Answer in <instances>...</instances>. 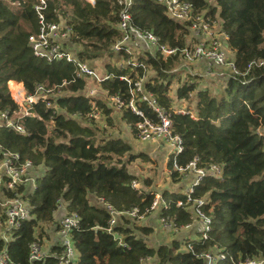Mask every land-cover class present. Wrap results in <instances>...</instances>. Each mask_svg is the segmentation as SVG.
I'll return each instance as SVG.
<instances>
[{
    "label": "trees",
    "instance_id": "trees-1",
    "mask_svg": "<svg viewBox=\"0 0 264 264\" xmlns=\"http://www.w3.org/2000/svg\"><path fill=\"white\" fill-rule=\"evenodd\" d=\"M188 1L195 13L221 19L229 36V48L236 51V67L242 73L252 61H264V0ZM38 2L0 0V114L7 112L13 118L20 109L11 96L15 95L12 83L17 84V93L16 88L23 84L28 94H34L40 84L55 88V96L31 105V114L15 117L24 131L8 126L3 116L0 118L2 148L42 168L31 192L18 190L33 206V217L23 220L9 240L3 237L4 230L0 234V247L7 246L11 261L31 264L30 244L34 240L42 242L47 236L45 226L54 224L61 202L79 218L71 231L79 254L76 264H142L148 257L152 258L150 264H207V258L200 254L219 249L226 258L216 264H239V260L261 256L264 137L256 128L264 126V64H253L246 74L228 75L221 88L213 92L206 84L209 81L191 77L198 75L180 76L175 70L180 56L137 52L136 57L149 68L144 90L154 93L159 105L170 111L172 131L183 139L184 149L177 156V164L185 167L197 158L198 166L217 163L222 167L220 177L204 176L192 193V198L206 200L203 208L213 219L209 238L203 239L198 232L196 238L176 236L170 242L153 245L149 237L153 227L140 225L137 217L123 213L111 227V213L106 206L110 204L120 212L138 208V215L150 211L158 191H147L146 185L141 189L134 187L133 181L140 179L128 169L133 161H147V157L142 151L133 152L128 140L100 132V120L94 116L100 110L101 119L115 126L114 105L109 97L118 96L128 104L134 82L144 69L106 62L107 70L103 72L111 73L113 78L100 85L103 91L108 90V98L94 99L85 90L89 81L96 82L95 78L80 76L76 63L87 62L96 69L93 60L117 54L114 45L121 38L118 24L124 4L120 0H96L95 4L87 0H48L44 10L47 20L64 19L71 27V43L82 45L79 50L72 49L76 62H49L34 53L30 42V37L40 30ZM130 12L134 25L153 31L161 43L179 50L187 46L188 26L170 18L162 0H132ZM66 43L69 47L68 39ZM119 53L124 54L126 63L129 59L125 52ZM174 78L179 81L175 87L177 98L191 100L196 93L189 113L173 110L169 94ZM137 105L143 115L127 105L122 108L121 119L139 136L138 123L144 119L159 123L160 119L146 101L140 100ZM168 168L174 181L181 177L179 170L174 169L172 156ZM0 187V201L15 195ZM90 193L98 198L97 202L90 199ZM161 196V217L173 219L179 229L194 222L185 191L166 188ZM179 201L182 205H178ZM4 219L0 217V224ZM54 247L59 249L58 245ZM34 264H57V259L49 256Z\"/></svg>",
    "mask_w": 264,
    "mask_h": 264
},
{
    "label": "built area",
    "instance_id": "built-area-1",
    "mask_svg": "<svg viewBox=\"0 0 264 264\" xmlns=\"http://www.w3.org/2000/svg\"><path fill=\"white\" fill-rule=\"evenodd\" d=\"M120 2L121 4H124V7L120 11L118 24L121 32V38L114 45V49L118 53L121 51L129 53V61H132L130 64L134 67L142 66L144 69V74L139 76V78L134 82V88L131 90L132 99L129 105L136 113L143 115V111L132 101L136 96H138L139 100H144L149 104V106L158 114L160 119L159 123L151 122L149 119H144L143 122H140L139 135L141 138L148 141L161 137L167 139L172 147L171 156L174 160V168L181 172L188 170L196 172L197 177L187 191H185L187 194L186 204H188V207L190 206V209L193 210L194 222L185 226L188 227L196 225L201 237L203 239H208L209 233L212 229V216L209 215L203 208L206 201L205 198H192V193L194 192V186L199 184L200 180L204 176L209 174L220 177L222 167L217 163H211L206 166H198L197 158H194V160H192L185 167L177 164V156L184 149L183 139L180 135L174 134L172 131L170 111L159 105L154 93L144 90L142 85L149 74V68L134 55L136 52H145L147 50L151 54L160 53L164 57L178 55L188 61L205 62L206 66L210 67H223L229 65L231 67V72H229L227 76L230 74H246L250 71L253 64H264V61H252L246 72L243 73L236 67L235 62L232 60L231 62H228L226 53L224 52V49L227 51L225 41L222 42L220 36H224L227 40L229 36L223 30L221 19L218 17L214 19L211 16H206L204 12L198 14L195 13L193 4L188 0H162L168 16L181 24H186L189 28L187 46L181 50L161 43L160 38L153 31H145L136 27L133 23L132 13L130 12L132 0H120ZM47 5L48 0H39L36 4L40 30L38 34L30 37L34 53L37 56L46 58L49 62L62 59L75 61L72 51L66 43V40L70 35L71 27L66 25L64 19H60L59 21L47 20V14L44 11ZM190 9L192 10L191 14L189 13ZM217 25L220 27L218 34L215 29ZM143 47L146 50H144ZM76 63L80 69L78 74L80 76L95 78L97 84H101L104 80L113 78L111 73H101L90 66L87 62ZM123 78L127 79L126 76ZM128 82H132L130 78ZM94 89L96 90L97 88ZM54 92L55 88H46L44 85L40 84L37 86L34 94L27 93L28 100L26 102L31 108V105L37 102V100L34 101L35 96H40L39 99H44V96L52 98L55 96ZM104 92L108 95V90H104ZM112 97L116 98L121 106L123 105L121 104V100L118 96H111V98ZM49 104H51V102ZM173 110L185 113V110L182 108ZM16 113L17 112H15L13 118H11L7 112H3L0 114V118L3 116V119L6 120L8 126L24 131L15 120V117L22 116L24 112L20 114L18 113L17 115ZM24 114H31V109L29 112ZM193 115L194 114L192 113V116ZM256 131L264 137V126H259L256 128ZM41 172L42 168L35 166L32 160H24L18 153L6 151L0 145V186H4L7 190H11L15 194L12 197H7L4 201H0V212L5 218L3 222L5 227L3 237L5 240L10 239L11 232L18 228L23 220L33 217V206L29 200L23 196V194L19 193L18 190L20 188H24V193H26V191L31 192L36 186V178L41 174ZM159 198L160 199L155 198L150 210L156 208V206H160L161 196H159ZM178 205H182V202L179 201ZM106 206L111 213V227L117 223L118 217L122 213L130 217L138 218L143 216L138 215V208H134V210L130 212H120L113 208L110 204H107ZM61 208L66 211V214L54 222L57 233V240L55 243L59 246V249L57 250L55 247H52L53 249L48 248L44 245L43 240L42 242L34 240L30 244L29 261L31 264H34L36 261H45V259L49 256H54L57 259V264H76L79 254L72 241L71 231L73 227L78 225L79 218L77 214L69 213L67 211L65 202H61V204H59L58 209ZM161 221L165 228H169L174 231L179 230L176 224H174L173 219L161 217ZM110 229L111 228H109V230ZM188 248L193 250L191 246H188ZM200 255H204L207 258V264H216L219 259L226 258V254H224L221 249ZM149 260L151 261L152 258L148 257L145 261ZM238 263L264 264V253L258 257H249L244 260H239ZM0 264H14L11 261L7 246L0 247Z\"/></svg>",
    "mask_w": 264,
    "mask_h": 264
},
{
    "label": "rangeland",
    "instance_id": "rangeland-1",
    "mask_svg": "<svg viewBox=\"0 0 264 264\" xmlns=\"http://www.w3.org/2000/svg\"><path fill=\"white\" fill-rule=\"evenodd\" d=\"M87 1L90 2L91 4H95L96 3V0H87ZM208 1L211 2V3H214L215 2V0H208ZM191 12H192V10L190 9L189 10V13L191 14ZM215 29H216L217 34H218V31L220 30L219 25H217ZM220 37H221V41L222 42L225 41L224 36H220ZM70 38L68 36V40H69V44L68 45H69L70 50L71 51H72V49L79 50L82 45L80 46L78 43H71V40H73V38H71V40H70ZM228 39H229V37H228ZM226 49H227V51L224 49V52L226 53L228 62H231V60L233 62H235V54H236V51L235 50L230 51L228 48H226ZM125 54L127 55V59H130V54L127 53V52H125ZM136 54H137V52H136ZM136 54L134 55L135 57H136ZM72 55L75 56V53L73 51H72ZM108 61H111L112 64H116V63L118 65L121 64L122 66L123 65H129L132 62V61H129L128 60L125 63V61H124V54L123 53H118V52H117V54H114L112 57H108L106 55H103L102 58H97V59L93 60L92 62L95 65L96 70H98L101 73H104L103 71L106 68V62H108ZM183 61L184 60L181 59L180 63L181 64H184ZM186 61L188 63L186 65H183V66H185V67L190 66L191 69L190 70H187L186 73H184V74L182 73V75H181L182 78L185 77L187 75V73H192V74L199 73L197 75L200 76V77H198V76H191V77H194V78H196L199 81H200L199 78L202 77L204 80L209 81V82H206V84L209 85L210 87H212L211 90L213 92H217V90H218L217 88H221V86L223 85V80L226 79L227 78V74L229 72H231V67L229 65L228 66H223V67H210V66H206L205 65V68L203 69V68H195L196 61H188V60H186ZM200 65H202V64H200ZM106 70H107V68H106ZM151 72H152V70H151ZM112 77H113V75H112ZM126 77H127L126 80L128 81L129 80V77L128 76H126ZM206 77H208V79H210V80L206 79ZM212 81L214 83H212ZM174 84H176V80L175 79L173 80V85ZM14 85H16V84H13L12 83L10 85V87H11V90L14 92V94H15L14 96L15 97L12 94H11V96L17 102V104L20 106V109L17 111L16 115L18 113L20 114L22 112H24V113L29 112L30 111V107H29V104L26 102L28 100L27 99L28 94H27V90L25 88V85L23 84V86H22L21 89L19 88L21 86H19V87L16 88L17 91H18V93L16 92ZM100 87H101L100 84H97L96 82L89 81L87 83V88L85 90L87 92V96H89L91 98H94V99H96L98 97H101V98L107 97L108 98L107 94ZM94 88H97V89L95 90ZM22 89H23V93H25L24 100H22L19 97V96H21ZM16 93H17V96H16ZM170 94H169L170 96H173L172 97V106H173V108H175V109L182 108L183 110H185V113H188V112L191 111V109H193L192 105H193V102H194V99H195L194 98V95H196L195 92L193 93V96H192V99L191 100H188V99L187 100H185V99H181L180 100L179 98H177L176 91H175V88L174 87L171 88ZM39 98H40V96H35L34 101H36V100L39 101L40 100ZM48 98L49 97L44 96V100H46ZM120 100H121V98H120ZM132 101H133V103L135 105H137V103L140 100L134 98V100H132ZM109 102L114 105V110H116L117 112H119L117 116H116V114H114L115 115V118L118 119L119 117H121L123 115L122 108L125 107V106H127V105L130 107L129 104H130L131 100L129 101L128 104H125V102L121 100V104H123L122 106L118 103L117 99L114 98V97H112V98L109 97ZM137 107H138V105H137ZM96 109H97V107L95 108V110ZM24 113H23L22 116L26 115ZM101 113H102V111H100V110H96V112L94 113L95 118L97 117V119L100 120V124L97 125L101 129L100 132H102L104 135H105V133L108 134V135H111V133H113L115 129L119 130V132L122 131L119 128H117V126L116 127L115 126H112L110 123L108 124L106 121H103L101 119ZM91 115H93V114H89V116H91ZM22 116H20L18 118H21ZM12 122H14V121H12ZM50 124H53V122L51 121ZM107 125L110 127V131H108L105 128V126H107ZM128 126L130 128V125L129 124H128ZM137 128L139 130V123L137 124ZM132 134H131V136H134L133 138H136V140L139 143V145H142V143L144 145H146V142H143V141H148V140H144L143 138H141L140 135L139 136H136L135 134H133V135ZM165 140L170 145V142L167 139H165ZM135 148H136V150H141V147H139V146H136ZM152 160H154V161H152ZM141 162H142L141 159H137V160L133 161L131 164H129V168H128L129 171L131 173L133 172V174L134 175H137L138 178L140 179L139 180L140 182L138 180L133 181L134 187L141 189V188H143V185H146L144 189H146L147 191H153V192H156V193H157V191L159 192V191H162V189H166V188L171 189V190H179L181 188V187L178 186V184L174 185V187H173L174 180H173V177L171 175L172 170L167 167V164L166 163L164 164V163H161L160 161L158 162L154 156H153V159H151L149 162L148 161H145L144 164H141ZM151 164H153L154 166L153 167H150ZM160 164H163L164 166H161ZM134 170H136V172H134ZM155 171H156V173H155ZM162 172H165L167 174H170V178L164 179V175H163ZM179 172L181 174L180 176H183V177L185 176V175H182V174L184 172H186V171H182V172L179 171ZM179 179H177L176 182H178ZM0 188L2 189V187H0ZM0 192H1V190H0ZM159 196L160 195L158 194L155 197L158 198V199H160ZM150 211H152V212L160 211V207L159 206H156V208L151 209ZM159 214H160V212H159ZM2 216L3 215H1V212H0V217H2ZM159 219H160V225L164 227V225H163V223L161 221V215H160V218ZM143 221H145V220L142 219L141 217H138V219H137V223L138 224H144ZM164 228L161 229L162 232H164V231L166 232V229H164ZM3 230H4V227H3V224L1 223L0 224V234L3 232ZM161 231H160V229L158 227H156L155 228V235L154 236H156V234H158V233H161ZM152 238H154V237H152ZM154 244L157 245V242L153 243V245ZM150 262L151 261L149 260V261L143 262V263L144 264H146V263L147 264H150Z\"/></svg>",
    "mask_w": 264,
    "mask_h": 264
},
{
    "label": "crops",
    "instance_id": "crops-1",
    "mask_svg": "<svg viewBox=\"0 0 264 264\" xmlns=\"http://www.w3.org/2000/svg\"><path fill=\"white\" fill-rule=\"evenodd\" d=\"M225 46L230 51H232L229 48L227 38L225 39ZM144 50H146V49L144 48ZM181 59L184 60L183 61L184 64H181L179 62V64L175 68V70L177 72H179V73L181 72L180 76L182 75V73L184 74V73H186L187 70L191 69L190 66H188V67L183 66V65H186L188 62L182 56H180V61H181ZM200 64H202V65H200ZM205 65H206L205 62L196 61L195 68H203L204 69ZM152 73H153V71H152ZM197 74H199V73L192 74V75H197ZM174 79L176 80V84H174V85L172 84L171 88H173V87L175 88L178 85V82H179L178 79L177 78H174ZM206 79H208V77H206ZM208 80H210V79H208ZM16 85H14V86H16ZM100 88L102 89V87H100ZM171 97H173V96H171ZM114 112H115L114 114H116V116L119 113L116 110H114ZM116 126H117V128H119L122 131L119 132V130L115 129L114 132L111 133V135H113L114 137L124 138V139L128 140V142L131 143L132 146H133V152H140V151L144 152L146 157H147V161L148 162L151 159H153V156H154L158 162L160 161L161 163H164V164L166 163L167 167H168L169 159L171 157L172 147L166 142V140L164 138L161 137V138H157V139H153V140H149V141H143V142H146V145H144L143 143H142V145H139V143L137 142L136 138H133L134 136H131V134H132L131 133V129L129 128L127 123L124 122L121 119V117L116 119L115 127ZM105 128H107V126H105ZM108 131H110V128L108 129ZM136 146L141 147V150H136V148H135ZM140 159L142 160L141 164H144L145 161L142 158H140ZM152 161H154V160H152ZM160 165L164 166L163 164H160ZM153 166H154L153 164L150 165V167H153ZM128 168H129V165H128ZM134 172H136V170H134ZM155 173H156V171H155ZM162 173L164 175V179L170 178V174H167L165 172H162ZM182 175H185V176L184 177L181 176L178 182L174 181L173 187H174V185L178 184V186L181 187L179 189V191H183L184 192V191H187V189L191 186V184L193 183V181L197 177V174H196V172H194L192 170H188V171L184 172ZM162 191H163V189H162ZM162 191H159L157 194H159L161 196ZM89 197H90V199L93 202H97V200H98V198L93 193H90ZM161 198H162V196H161ZM161 202H162V200H161ZM65 214H66V211L63 208L58 209L55 212V221L60 219ZM158 214H159V211H157V212L149 211L146 215H143L141 217L145 221H143L144 224H140V225L151 226L154 229V231L149 235L150 240L153 243L157 242V244L158 243L160 244V243L170 242L176 236L180 237V238H196L197 237L198 229H197L196 225H191V226H188V227L184 226L183 228H181V229H179L177 231H174V230L169 229V228H164L163 226L160 225V219H159L160 218V214L159 215ZM45 227H46V231H47L46 235L49 236V234H50V237L48 238L47 236H44L43 237V243L48 248L53 249L52 247H54L56 245L55 242L57 240V233H56L55 226H54V224H52L51 226H49V225L47 226L46 225ZM156 227H158L160 229V231H161V229L164 228V229H166V232L165 231L164 232L161 231V233H158V234H156V236H154ZM152 237H154V238H152Z\"/></svg>",
    "mask_w": 264,
    "mask_h": 264
},
{
    "label": "bare ground",
    "instance_id": "bare-ground-1",
    "mask_svg": "<svg viewBox=\"0 0 264 264\" xmlns=\"http://www.w3.org/2000/svg\"><path fill=\"white\" fill-rule=\"evenodd\" d=\"M20 89L22 88V87H19ZM24 96H25V93H23V89H22V92H21V96H19L22 100H24Z\"/></svg>",
    "mask_w": 264,
    "mask_h": 264
},
{
    "label": "water",
    "instance_id": "water-1",
    "mask_svg": "<svg viewBox=\"0 0 264 264\" xmlns=\"http://www.w3.org/2000/svg\"><path fill=\"white\" fill-rule=\"evenodd\" d=\"M118 235L116 234V237H117Z\"/></svg>",
    "mask_w": 264,
    "mask_h": 264
}]
</instances>
